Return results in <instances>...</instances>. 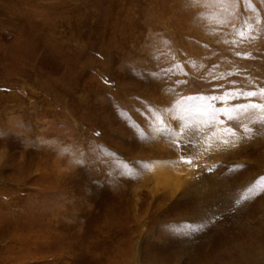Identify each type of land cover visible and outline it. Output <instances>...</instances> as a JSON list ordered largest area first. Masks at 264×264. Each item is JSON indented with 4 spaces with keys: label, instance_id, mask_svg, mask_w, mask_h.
Listing matches in <instances>:
<instances>
[{
    "label": "rangeland",
    "instance_id": "374dc122",
    "mask_svg": "<svg viewBox=\"0 0 264 264\" xmlns=\"http://www.w3.org/2000/svg\"><path fill=\"white\" fill-rule=\"evenodd\" d=\"M231 13L0 0V264H264V113H168L264 88V0Z\"/></svg>",
    "mask_w": 264,
    "mask_h": 264
},
{
    "label": "snow or ice",
    "instance_id": "6c2138e0",
    "mask_svg": "<svg viewBox=\"0 0 264 264\" xmlns=\"http://www.w3.org/2000/svg\"><path fill=\"white\" fill-rule=\"evenodd\" d=\"M209 6L216 7L219 12L231 15V9L237 0H204ZM244 4L247 5L251 3V0H243ZM222 23L224 21H221ZM246 27H251L247 22H245ZM237 55H244L245 58L249 54L237 53ZM253 98H260L259 102ZM222 101L225 103V107L216 108L213 102ZM233 101H243L242 103H232ZM249 110H259L264 113V88H255L254 90H245L243 88H234L228 92H225L223 96L220 95H194L181 97L180 100L176 102L174 108L168 110L173 119L179 118L180 120L191 119L195 114L209 115L213 121H218V113L223 112L227 116L228 121H237L240 119L239 113L248 114ZM237 112V115H230V112ZM262 121H264V116H262ZM223 123V121H218ZM152 132L163 133L169 138L178 135V133L172 129L170 124H166L161 121L159 115L155 116V122L151 125ZM250 130V129H246ZM144 138L145 136L143 130L139 133ZM82 163L81 161H77ZM186 229V230H185ZM168 230L175 235L179 236H191L196 232L203 230V225L199 224H183L180 226L172 227L168 226Z\"/></svg>",
    "mask_w": 264,
    "mask_h": 264
}]
</instances>
